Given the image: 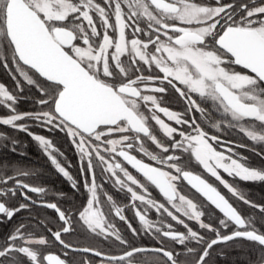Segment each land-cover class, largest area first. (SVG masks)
<instances>
[{
  "label": "snow or ice",
  "instance_id": "snow-or-ice-1",
  "mask_svg": "<svg viewBox=\"0 0 264 264\" xmlns=\"http://www.w3.org/2000/svg\"><path fill=\"white\" fill-rule=\"evenodd\" d=\"M0 70V152L71 189L0 156V264H264V0H0Z\"/></svg>",
  "mask_w": 264,
  "mask_h": 264
},
{
  "label": "flooded vegetation",
  "instance_id": "flooded-vegetation-1",
  "mask_svg": "<svg viewBox=\"0 0 264 264\" xmlns=\"http://www.w3.org/2000/svg\"><path fill=\"white\" fill-rule=\"evenodd\" d=\"M0 80H3L0 78ZM36 132H41L40 129H33ZM41 134L45 136H49V133L46 132H41ZM12 135H17L18 138L22 142L27 143V153L29 154L30 159H21L18 156L12 155L7 152H0V156H7L9 160L17 161L19 160L23 166H27L29 168L33 169H38L40 171V175L32 180L31 182L34 184H39L41 186H44L50 190L51 196L50 198H54L56 193L59 192H66L71 194V189L69 188L68 182L60 175H58L53 167L50 165V162L46 159V157L42 154L41 150L38 148V146L31 141V139L23 134H18V133H12ZM235 139L236 137H232ZM52 139L54 140L55 145L60 148L61 151L65 152V155L69 160L72 162V168L69 169L70 172L77 178H79V171L78 167L76 166L77 164V158L72 152L71 154H68L66 151V143L67 140L64 139L60 134H56L55 136H52ZM247 154V153H246ZM250 155V154H248ZM253 163H255V159L252 158ZM63 162V161H62ZM192 170L194 171H202L198 166L193 165ZM181 189L188 195L192 196L194 200H199L200 197L196 195L194 192H192L185 184H182ZM248 190H250L253 193V197L255 198L254 195V190H255V185H248L247 186ZM111 191V189H109ZM117 196V199L120 200L121 202H126L125 199L120 196L119 194H114ZM153 195L158 197V194L156 192H153ZM79 203V198H76V200L73 202V206ZM64 207H68V203L65 201L63 202ZM131 215V212L128 213ZM23 216H28V215H33V216H51L53 215L52 213L48 212L45 209L42 208H33V211L31 214L29 213H22ZM154 215V214H153ZM7 229L4 226H0V232L6 231Z\"/></svg>",
  "mask_w": 264,
  "mask_h": 264
},
{
  "label": "trees",
  "instance_id": "trees-1",
  "mask_svg": "<svg viewBox=\"0 0 264 264\" xmlns=\"http://www.w3.org/2000/svg\"><path fill=\"white\" fill-rule=\"evenodd\" d=\"M0 78L3 79L6 83H9V84L11 83L2 70H0ZM22 107H27V105H22ZM66 151L68 154H71L73 152L68 142L66 143ZM253 159H255V163H259L258 159L256 158H253ZM254 195H255V198L257 199H259L261 196H264V186L255 185Z\"/></svg>",
  "mask_w": 264,
  "mask_h": 264
}]
</instances>
